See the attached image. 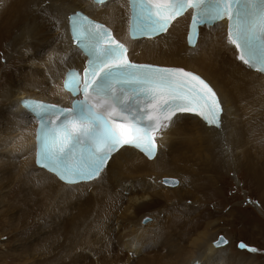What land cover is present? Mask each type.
Segmentation results:
<instances>
[{
    "label": "bare ground",
    "instance_id": "bare-ground-1",
    "mask_svg": "<svg viewBox=\"0 0 264 264\" xmlns=\"http://www.w3.org/2000/svg\"><path fill=\"white\" fill-rule=\"evenodd\" d=\"M78 8L126 38L121 6L113 1L97 8L89 0H0V48L6 62L0 71V193L14 190L31 208L50 214L46 228L53 231L41 234L35 250L20 247L18 254L29 255L28 264H190L195 259L202 264H259L254 253L236 261L234 255L241 252H231L229 234L222 235L225 245H212L219 229L228 226L221 225L223 218L210 212L199 227L193 224L208 202L207 190L217 196L224 173L233 171L248 179L264 209V76L234 62L218 33L203 32L196 47L186 48V17L177 19L166 36L130 42V54L139 61L185 67L213 83L224 105L219 128L178 114L160 132L167 148L153 159L124 149L112 156L101 177L87 183L61 184L33 166L34 124L19 101L53 96L48 85L53 77L46 73L58 67L59 59L75 56L66 20ZM163 178L178 183L165 184ZM123 184L129 195L113 189ZM229 213L236 211L230 208ZM190 225L194 229L189 231ZM113 235L120 244L146 249L133 259L107 246Z\"/></svg>",
    "mask_w": 264,
    "mask_h": 264
},
{
    "label": "snow or ice",
    "instance_id": "snow-or-ice-1",
    "mask_svg": "<svg viewBox=\"0 0 264 264\" xmlns=\"http://www.w3.org/2000/svg\"><path fill=\"white\" fill-rule=\"evenodd\" d=\"M103 5L106 0H94ZM130 31L167 32L191 9L188 43L200 24L227 19V41L238 59L264 73V0H128ZM73 39L87 57L83 76L70 72L65 88L83 99L71 108L22 101L40 120L36 163L68 184L101 177L112 154L122 146L155 156L154 134L169 127L177 112L194 113L209 125H221L217 93L200 75L181 67L129 61L127 48L105 25L76 12L69 17ZM165 184L178 181L165 179ZM147 220V218H146ZM227 243L223 237L217 247ZM239 248L257 249L244 242Z\"/></svg>",
    "mask_w": 264,
    "mask_h": 264
},
{
    "label": "rangeland",
    "instance_id": "rangeland-1",
    "mask_svg": "<svg viewBox=\"0 0 264 264\" xmlns=\"http://www.w3.org/2000/svg\"><path fill=\"white\" fill-rule=\"evenodd\" d=\"M1 50L0 71L6 64L3 61L5 54ZM235 175L234 171L227 174L224 173L219 182L222 192H219L217 196H213L208 192L209 189L207 190V198L205 197L204 199L208 202L202 205L203 210L199 214V217L194 220L195 224L193 225L197 224L199 227L203 224L204 221L209 219L210 212L212 217L223 218L224 220L221 222V225L224 222L228 226L223 230L219 229L216 235L229 234L228 236L231 237L229 238L231 240V252L236 253L234 250L238 241L257 249L256 252H250L247 248L236 249L241 252L239 256L234 255L236 261L239 260L240 262V256L243 257L244 254L247 256L254 253L253 255L259 264H264V209H261L257 204L259 197L258 195L256 197L257 192L254 187L246 184L245 180L248 179H245L240 174L239 176L236 175L239 179L238 181ZM210 190L213 192L212 187H210ZM5 194L0 193V264H28L25 258L29 260V255L27 256L24 253L23 255L18 254L20 253V247H25L27 252L28 247H33L35 250L43 240H41L42 235L47 234L51 236L53 234V231L46 228L48 227V221H50L47 217L49 218L50 214L46 213L44 215L41 209L31 208L14 190L10 194ZM184 204H189L193 207L197 206L191 202ZM261 205L264 208V204ZM230 208H233L236 213L230 215ZM67 218L65 217V219ZM227 218L230 219L229 223H227ZM192 228V225L190 227L187 226L189 231L194 229Z\"/></svg>",
    "mask_w": 264,
    "mask_h": 264
},
{
    "label": "water",
    "instance_id": "water-1",
    "mask_svg": "<svg viewBox=\"0 0 264 264\" xmlns=\"http://www.w3.org/2000/svg\"><path fill=\"white\" fill-rule=\"evenodd\" d=\"M166 179H168V180H173V179H170V178H166ZM163 180H165V178H163ZM221 237H223L225 240H227V238L226 237H224V236H222V235H219L218 237H217V239H215L214 241H212V245L214 246V247H217V245H216V241H218ZM226 243H221L219 246H223V245H225Z\"/></svg>",
    "mask_w": 264,
    "mask_h": 264
}]
</instances>
